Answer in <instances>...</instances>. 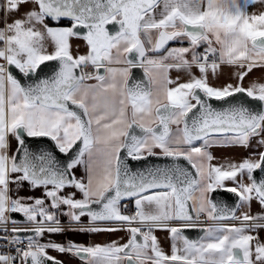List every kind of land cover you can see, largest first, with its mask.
Masks as SVG:
<instances>
[{"label":"snow or ice","instance_id":"obj_1","mask_svg":"<svg viewBox=\"0 0 264 264\" xmlns=\"http://www.w3.org/2000/svg\"><path fill=\"white\" fill-rule=\"evenodd\" d=\"M257 4H0V264H65L49 250L79 264H264V83L243 84L264 69V11H248ZM46 62H55L47 72ZM225 67L234 82L211 83ZM253 144L239 163H212L210 148ZM38 189L40 197L20 195ZM218 189L235 201H214ZM119 231L124 243L41 242ZM158 231L169 234L170 253Z\"/></svg>","mask_w":264,"mask_h":264},{"label":"crops","instance_id":"obj_2","mask_svg":"<svg viewBox=\"0 0 264 264\" xmlns=\"http://www.w3.org/2000/svg\"><path fill=\"white\" fill-rule=\"evenodd\" d=\"M3 3H4V0H0V4H3ZM21 11H23V9ZM248 11L250 13L252 12L259 13L261 11H264V5L257 4L255 6H250L248 8ZM75 44H80L79 51H77V49L74 48ZM72 51L74 55L82 54L85 51V48L82 42L74 40ZM231 72H232V69L225 67L223 69L222 74L219 76V78L212 80L210 82L214 83L217 86L222 85L226 82H234L233 80H231ZM169 75L172 79H177L179 77L180 82H184L187 79V75L185 73L177 72L176 70L170 71ZM253 81L264 83V69L255 68L248 76L245 77L243 84L245 87H248L249 84ZM15 148H16V141L14 140V138L10 137L9 155L13 153ZM12 195L15 196L16 194L13 192ZM20 195L40 197L42 195V191L40 189L36 190L35 192L24 191V192H21ZM251 209H253L254 211H257V209L259 210V206L256 203H253ZM255 213L256 212H254L253 214ZM62 222H66V218H62ZM156 235L158 239L160 240V242L165 241L167 243L165 246H162V244L161 246L165 252H169L168 250V243L170 241L169 234L165 231H158L156 232ZM260 235L264 237V232H261ZM48 239L54 240L58 243H63L65 241L70 240L78 244L88 245L91 243L103 244V243H108L112 241H118L119 243H124L127 239V235L123 231L114 232V233H99V234H82L78 232H67L66 234H63V235H51L50 236L46 234L41 242H44ZM48 254L53 257H56L59 260L65 261V264H79L77 260L69 257L68 255H61L51 250H49Z\"/></svg>","mask_w":264,"mask_h":264},{"label":"water","instance_id":"obj_3","mask_svg":"<svg viewBox=\"0 0 264 264\" xmlns=\"http://www.w3.org/2000/svg\"><path fill=\"white\" fill-rule=\"evenodd\" d=\"M54 63L55 62H46V65L45 66H42V68L44 69L45 72H47L48 71V68L51 65H53ZM133 70H136L137 72H139V73L141 72L143 74L142 69L137 68V69H133ZM13 72L17 76L20 75L19 72H18V70H16L14 67H13ZM133 78H134V76H133ZM138 131L139 130H137V132ZM28 143L30 145H32L33 147L36 146L37 144H41V145L48 146V147H53L52 142L50 140H48L47 138H29L28 139ZM156 159H157L156 157H150L149 158L150 161H155ZM254 175L257 178H259L262 174L259 171H257L256 173H254ZM212 195H213L214 201H217V202H226V203H228L230 205L236 199V197L232 193H228L224 189H218ZM11 215H13L17 221H22V219H23L22 214H20V213H14V214H11ZM184 234L187 235L191 239H196V238H198V236L201 233L199 232V229H186L185 232H184Z\"/></svg>","mask_w":264,"mask_h":264},{"label":"rangeland","instance_id":"obj_4","mask_svg":"<svg viewBox=\"0 0 264 264\" xmlns=\"http://www.w3.org/2000/svg\"><path fill=\"white\" fill-rule=\"evenodd\" d=\"M75 46H76V44L74 45V47ZM257 150L258 149H256L255 144H253V147H251L249 149H244L241 147H213V148L209 149V151H211L212 155L215 158L212 161V163L215 165L223 164L226 161L239 163L243 159L248 158L250 155H252ZM245 180H246V177H245ZM225 183H226V187H232L233 186L231 182H225ZM258 211L259 210L257 209V211H254V212L257 213ZM238 215H239V213H238ZM161 244H162V246H165L167 243L165 241H161ZM170 244H171V240L168 243L169 252H170Z\"/></svg>","mask_w":264,"mask_h":264},{"label":"flooded vegetation","instance_id":"obj_5","mask_svg":"<svg viewBox=\"0 0 264 264\" xmlns=\"http://www.w3.org/2000/svg\"><path fill=\"white\" fill-rule=\"evenodd\" d=\"M82 42V44H83V41H81ZM79 45V47H80V44H76V46L74 47L75 49H77V46ZM178 46H181L180 44H178V43H175V42H173V43H170L169 44V47H178ZM183 46H187V44L185 43ZM86 50V49H85ZM133 71V76H134V78L135 79H142L143 78V74L140 72H137L136 70H132ZM143 71V70H142ZM91 82H94V81H90V83ZM251 212L252 213H254V211H252V209H251ZM236 223H238V222H236Z\"/></svg>","mask_w":264,"mask_h":264},{"label":"built area","instance_id":"obj_6","mask_svg":"<svg viewBox=\"0 0 264 264\" xmlns=\"http://www.w3.org/2000/svg\"><path fill=\"white\" fill-rule=\"evenodd\" d=\"M128 207H129V209H130L131 211L134 212V207H133L131 204H129ZM63 223H66V222H63ZM85 223H86V222H85ZM206 223H209V222H206ZM10 228H11V224H9V230H10ZM0 234H2V233H0Z\"/></svg>","mask_w":264,"mask_h":264}]
</instances>
